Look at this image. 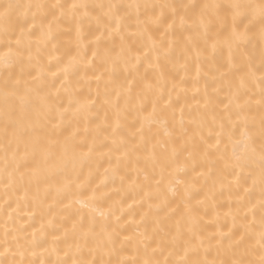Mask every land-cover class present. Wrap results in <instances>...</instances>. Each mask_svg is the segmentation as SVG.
Here are the masks:
<instances>
[{"label": "snow or ice", "instance_id": "6c2138e0", "mask_svg": "<svg viewBox=\"0 0 264 264\" xmlns=\"http://www.w3.org/2000/svg\"><path fill=\"white\" fill-rule=\"evenodd\" d=\"M93 19L99 35L94 34L85 42L82 26ZM62 21H68L71 27L62 29ZM73 30L74 41L65 44L60 37ZM131 36L140 41L138 48L128 43L127 37ZM117 37L118 45L114 42ZM253 38L264 43V0H164L159 3L130 0L126 5L111 0L99 4H89L86 0L27 4L0 0V65L8 70L19 64L20 75L27 69L31 77L22 80L9 72L2 80L0 123L6 166L0 183H5L6 188H23V198L27 199L31 193L36 206L43 209L52 191L66 197L73 188L87 190L93 175L92 163L97 171L107 164L104 179L90 189L91 195L75 201L80 205L77 218H62L71 219V227H64L62 235L52 239L53 245L65 244L63 257L56 247L50 250L44 247L48 243L46 230H59L55 225L56 214L52 213L53 205L49 204L50 218L45 223L42 217L40 227L33 229L30 238L27 234L24 236L25 245L15 236L11 242L5 239L0 244V264H26V252L31 249V255L37 256V248L42 249L41 256L56 253L54 264H112L111 260L105 262L102 255L99 260L93 255L102 244L114 243L121 219L113 208L103 210L99 206L104 198L100 188L107 187L108 180L115 182L117 177L123 185L127 173H120L129 165L141 162L151 164V171L135 169L137 178L143 176V182L137 184L132 180L129 188L151 189L155 185V193L146 191L141 200L159 201L149 203L142 217L143 221L151 216L156 228L153 236L140 234L141 258L122 257L117 264H264V48L257 64L246 51ZM109 41H112L110 45ZM177 48L185 61L181 68L186 69L188 60L194 59L199 76L201 63L216 65L218 75L212 80L219 81L221 88L215 91L226 85L230 93L228 103L217 113L211 95L205 91L203 114L191 123L198 133L207 127V136L201 134L199 141L193 142L194 135L179 146L173 141V130L168 128V117L175 120L180 103L179 93L173 97L179 85L172 83L169 88L167 78L171 74L168 63L175 57ZM97 60L103 67L99 74H96ZM144 62L148 68L141 74L139 69ZM121 66L127 73L123 82L119 81ZM148 69L154 73L152 78L148 77ZM89 71L93 77H88ZM74 77H78L77 83H91L94 79L96 100L74 97ZM249 84L260 90L257 104L262 114L258 132L255 119L245 115L248 101L239 102ZM62 95L68 97L67 105L60 101ZM101 97L102 107L106 109L103 119L92 114ZM179 111L183 126L185 108L180 107ZM133 113L135 130L129 132L127 120ZM81 123L85 125L83 129L79 127ZM154 128L158 130L153 132ZM213 140L214 143H209ZM104 148L108 151H101ZM221 163L222 168L218 167ZM85 166L89 167L86 181L82 179ZM157 171L160 179H156ZM189 171L193 173L191 177ZM165 174L167 190L161 193ZM224 190L235 195V211L230 208L224 213L232 218L233 227L223 232L218 226L215 234H205L202 217L197 214L199 207L209 204L215 207L218 191L222 194ZM167 193L180 194L184 212L175 221L174 234H166L170 239L162 238L156 247H151L156 242L155 235L163 231V220L168 219L153 215V210L158 213L167 206ZM69 207L65 205L62 210L67 211ZM128 207L131 209L132 205ZM123 210L121 206L120 211ZM218 218L219 213L213 223L218 225ZM241 229L239 239H233ZM90 242H95L96 247L88 248ZM213 247L216 256L209 259ZM85 248L91 259L84 258ZM27 264H36V261L28 260ZM39 264L53 262L41 259Z\"/></svg>", "mask_w": 264, "mask_h": 264}, {"label": "bare ground", "instance_id": "6f19581e", "mask_svg": "<svg viewBox=\"0 0 264 264\" xmlns=\"http://www.w3.org/2000/svg\"><path fill=\"white\" fill-rule=\"evenodd\" d=\"M13 3L16 4H27V3H54L56 0H12ZM61 2H65V0H61ZM72 0H67V3H71ZM89 4H99V3H107L109 0H86ZM113 3L117 4H128L130 0H111ZM141 3H159L164 2V0H140ZM168 2H172V0H168ZM178 2V0H177ZM95 15V14H94ZM15 15L13 19L15 20ZM51 19V17H49ZM31 23V22H30ZM39 20L37 21V24ZM62 29H68L71 27L68 21L61 22ZM98 25L96 21L93 19L91 21H85L82 26V30L84 32L85 42L92 39V36L99 35L97 31ZM39 33L37 32V35ZM157 36L159 33H155ZM33 39L36 37L33 36ZM75 31L73 30L71 33L65 32L60 39L68 44L69 42L74 41ZM129 44H134L136 48L140 46V41L134 37H127ZM117 45L119 44V38H115L114 41ZM112 41H109V45ZM105 45V46H109ZM264 48V43L260 42L258 38H253L251 43L248 45L246 51L250 52L253 56L255 62L258 64L261 55V49ZM135 50V48H134ZM88 55H91V50H89ZM219 56V54H217ZM226 56L227 53L225 52ZM46 59V57H45ZM185 61L181 56L180 48H177L175 57L171 62L168 63V69L170 70V75H168V87H172V83H177L179 87L176 92H173V97L175 98L177 93L180 96V103L177 105V113L175 120L173 121L171 116L168 117V128L173 130V141L176 146L183 144L186 139L189 137H193L195 135V140L193 142L199 141V135L207 136V127H205L203 133H198L196 126L191 123L194 118H198L203 114V97L205 91L209 95H211L214 104L216 106L217 113H220L223 109L224 104L228 103L229 89L225 85L222 90L216 92L215 90L221 88V84L219 81L213 82L212 77L214 75H218L215 71L216 65H209L207 63L200 64V75L197 76V67L196 61L194 59H190L187 62V68H181L180 65L184 64ZM148 68L147 62H144L139 71L141 74L145 73V70ZM55 70V69H53ZM103 71V67L99 60L96 61V74H99ZM9 72H14L17 78L22 80L31 79L30 76L27 75V69L23 76L20 75V65L15 64L11 66L8 70H5L3 65H0V87H2L3 78L8 75ZM35 75V73H33ZM81 76L84 75L83 70L80 73ZM88 77H93V73L89 71L87 73ZM127 75L126 72L121 70L119 73V81L123 82L124 77ZM154 73L151 69H148V77L152 78ZM78 77L73 78V93L75 98L83 99H91L96 100L97 95V84L94 79L91 83L88 81H80L77 83ZM107 79V77H105ZM181 79H183V83H181ZM57 87H59V82H57ZM100 90H103V83L100 85ZM103 97L99 101L96 102V107L92 109V114H98L101 119H103L105 115L106 109L102 107ZM260 100V90L258 87L249 84L246 91L242 94L240 98V103H244V101H248V110H246L245 115H247L250 119H255V123L257 125L256 131L258 132L259 128V119L262 114V109L260 105L257 104V101ZM60 101H62L65 105L68 103V97L61 96ZM3 104L2 96H0V106ZM123 104V100L121 101ZM180 107L185 108L184 112V124L181 126L180 118L181 114L179 111ZM19 111V109H18ZM109 115L111 113L109 112ZM135 113L128 116L127 120V128L126 131H134L133 123H134ZM210 119V117H209ZM235 119V117H233ZM76 122L73 121V127H76ZM84 123H81L79 127L83 129ZM94 126V124H93ZM139 127V125H136ZM72 129H69L71 131ZM158 129L154 128L153 132H156ZM215 141H209V143H214ZM5 141L3 136V124L0 123V175L4 173V169L6 166V154L4 151ZM171 144L169 145V149L171 148ZM87 149H84L86 151ZM103 152H107L108 149H101ZM230 151V148H229ZM8 160L10 162L11 153L7 154ZM181 161H183V156L181 157ZM222 163L218 165V167L222 168ZM104 167H107L105 163L102 167L97 171L96 165L93 162L91 166V171L93 173L91 177V184L86 185L87 190L84 189H76L73 188L72 193L68 196H57L55 191H52L48 198L45 200V206L43 209L38 208L36 203L31 199V193L27 199H24V190L23 188H19L18 186L14 187H5V183H0V244H2L5 239L8 241H12L13 236L17 237L19 243L21 245H25L24 236L27 234L30 238L33 229H38L40 224L43 222L46 223L47 219L50 218L51 213H49L47 205L52 204V213L56 214L55 225L56 228L59 229L54 230L49 228L45 232V238L47 240V244L44 247L49 250L52 247H56L60 257H63V250L65 249V244L63 242L58 243L56 245L52 244V239L54 236H60L63 233L64 227H71V219L77 218V212L80 209V205L75 201L77 199L86 197L91 195L90 189L96 187L100 184L101 180L104 179ZM151 164L145 165L141 162L139 165L132 164L129 165L124 172H121L120 175H125V180L123 185H121V181L119 177L115 179V182L112 180L107 181V187H101L100 192L104 194V198L99 201V206L103 210H108L109 208H113L116 212L117 216H120L121 219L119 221L120 227L117 229L119 235L115 238L113 244L101 245L100 249H98L93 255L97 260L103 257L105 262L111 260L112 264H117L120 258H127L128 260H132L133 258L139 259L143 256V245L139 243L142 239L140 234H145L147 236H153L154 230L156 226L152 223V217L149 216L147 219L142 221V217L148 211V204L158 203L159 201L155 198L149 200L145 198L141 200V197L144 195V192H152L155 193V185L151 189L147 188V186H143L142 188H129V184L132 180H135L137 184H142L143 176L141 175L137 178V171L135 169H144L151 171ZM12 168L9 167L8 171H11ZM200 169L197 168V171ZM89 167L85 166L83 170V180L88 179ZM193 173L189 171L188 176L191 177ZM156 179H160V176L157 171ZM168 178L167 174H165V179L163 184L160 185L161 193H165L167 190ZM201 183L203 181L201 180ZM43 188V186H42ZM35 192V186H33L32 193ZM168 195V203L167 206L164 207L158 213L153 210V215H158L162 219L164 217H168V219L163 220V224L161 227L163 231L160 234L155 235V243L151 244V247H156V243H159L162 238L170 239V235L168 233L175 232V221L180 219L181 214L184 212V204L181 200L180 194L176 196H172L171 193H167ZM231 195V199H230ZM44 196L43 191H41V197ZM256 197H253V201H255ZM197 199H202V197H197ZM135 202V203H134ZM216 206L212 207L209 205H202L199 207L198 215L202 217V225L203 231L205 234L217 232V227L219 226L220 231L228 232L230 228L233 227V221L230 216L226 217L224 213L228 212L231 208L235 211L237 205L235 203V195L230 194L227 190H224L221 194L219 191L215 197ZM195 203V201H193ZM65 205H70L67 211H63ZM129 205H132L131 209H129ZM121 206H123V212L120 211ZM174 213V215H171ZM217 213H219L218 225L213 223L214 220L217 219ZM71 217V219H67L66 221L62 218ZM242 229L240 231L235 232L233 239H239V236L242 233ZM7 233V236H6ZM207 241L205 246L207 247ZM213 245L215 241L211 242ZM227 243V242H225ZM246 243H248L246 241ZM251 243H254L252 241ZM14 247V246H13ZM96 243L90 242L88 248H95ZM88 248L84 249V258L91 259L92 257L88 255ZM114 249V250H113ZM139 249V251H138ZM111 250V251H110ZM38 253L37 256H32V250L29 249L25 255V261L27 264L28 260H35L36 264H39L41 259L51 260L54 264V261L57 258L56 253H52L50 256L45 254L44 256L39 255L42 251L41 248L35 249ZM211 254L209 255V259H212L216 256L215 247L211 248ZM204 252L201 250V257H203ZM159 258V257H158Z\"/></svg>", "mask_w": 264, "mask_h": 264}]
</instances>
